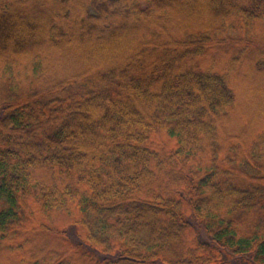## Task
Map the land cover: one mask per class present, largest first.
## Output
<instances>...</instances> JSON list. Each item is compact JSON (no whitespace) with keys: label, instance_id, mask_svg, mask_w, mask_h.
<instances>
[{"label":"trees","instance_id":"trees-1","mask_svg":"<svg viewBox=\"0 0 264 264\" xmlns=\"http://www.w3.org/2000/svg\"><path fill=\"white\" fill-rule=\"evenodd\" d=\"M240 75L264 0H0V264H264Z\"/></svg>","mask_w":264,"mask_h":264},{"label":"rangeland","instance_id":"rangeland-1","mask_svg":"<svg viewBox=\"0 0 264 264\" xmlns=\"http://www.w3.org/2000/svg\"><path fill=\"white\" fill-rule=\"evenodd\" d=\"M217 57L218 56H216V55L213 56L214 60ZM220 59H221V62L225 61L224 58L222 59V57L218 58V60H220ZM214 60H213V62H214ZM240 77L242 80H243V78L246 80L245 83L247 85L246 90L243 91V95H242L244 110H242L241 113H243L245 110H248V111L253 110L252 101L255 102V105L256 104L260 105V103L263 104L262 102H264V86H262L260 84L259 86H262V87H259V86L257 87V88H262V92H261L260 90L255 89L254 83L251 80H248L246 76L240 75ZM261 107H264V105H262ZM241 113L238 114V118L240 117ZM262 113H263V111H261V108H260V110H257L256 116H258L259 114L262 115Z\"/></svg>","mask_w":264,"mask_h":264}]
</instances>
